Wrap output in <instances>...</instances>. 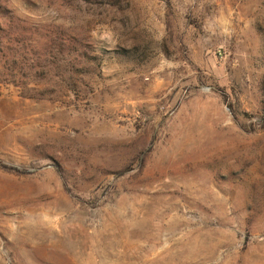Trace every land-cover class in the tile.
Segmentation results:
<instances>
[{
    "label": "rangeland",
    "instance_id": "rangeland-1",
    "mask_svg": "<svg viewBox=\"0 0 264 264\" xmlns=\"http://www.w3.org/2000/svg\"><path fill=\"white\" fill-rule=\"evenodd\" d=\"M264 0H0V264H264Z\"/></svg>",
    "mask_w": 264,
    "mask_h": 264
},
{
    "label": "trees",
    "instance_id": "trees-1",
    "mask_svg": "<svg viewBox=\"0 0 264 264\" xmlns=\"http://www.w3.org/2000/svg\"><path fill=\"white\" fill-rule=\"evenodd\" d=\"M262 124H263V126H264V117H263V123H262Z\"/></svg>",
    "mask_w": 264,
    "mask_h": 264
}]
</instances>
